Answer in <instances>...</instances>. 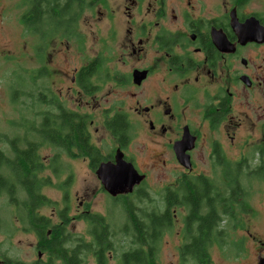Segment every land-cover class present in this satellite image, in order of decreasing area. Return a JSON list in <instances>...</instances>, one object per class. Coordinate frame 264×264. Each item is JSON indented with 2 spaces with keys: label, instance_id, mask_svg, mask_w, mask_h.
Listing matches in <instances>:
<instances>
[{
  "label": "flooded vegetation",
  "instance_id": "flooded-vegetation-1",
  "mask_svg": "<svg viewBox=\"0 0 264 264\" xmlns=\"http://www.w3.org/2000/svg\"><path fill=\"white\" fill-rule=\"evenodd\" d=\"M29 5V32L44 43L45 50L56 38L82 40L84 19L91 20L90 16H95L86 14L88 11L96 12L99 20L110 18L121 34L118 44L122 56L136 57L140 65L122 78L108 71L107 78L129 86L130 97H137L132 89H140L142 100H136L133 108L141 118L144 142L154 150L153 164L161 159L166 165V155L179 162L175 146L185 136L194 144L187 152L192 169L179 162L187 171L174 174V181L163 187L159 195L163 199L162 205L140 209L139 213L133 206H127L132 205L128 197L139 193L149 196L150 192L141 190L148 184L149 174L137 166L135 154L129 151L134 129L129 114L105 108L106 129L116 140V147L105 152L93 141L90 113L58 102L53 90L45 93L49 103H57L55 112H45L76 115L81 128L84 122L92 149L86 154L83 142L79 143V140H72L70 147H76V155L87 159L95 173L102 163H115L120 150L124 159L145 175L132 192L113 196L96 173L101 191L116 201H124L127 225L117 232L106 217L81 205L79 214L90 226L86 233L90 241L74 240L67 230L69 221L65 224L61 220L64 258L59 260L62 264H72L74 259L77 264H109L115 260L114 252H119L117 243L142 246L146 264H227L229 247H232L228 238L234 231L230 221L236 222V231L243 235L233 256L240 264H264V242L253 234L256 212L246 201L258 191L244 188L242 184L245 173L259 177L261 182L264 180V0H121L118 8L111 10L114 13L109 12L107 0H30ZM106 58V54L98 56L74 70L71 82L80 89L79 92L95 91L92 80L102 73ZM135 71H140L139 82L134 76ZM46 74L52 77L47 67ZM85 75L89 76L85 78ZM139 104L141 107H137ZM64 128L77 129L74 126ZM208 131L222 137L211 141L208 160L222 166L223 186L215 174L193 173L194 154L205 144ZM49 135L45 143L53 144L52 135ZM237 144L241 149L257 145L235 159L227 148L233 151ZM59 160L56 155L50 164ZM234 198L242 203V207L224 206L233 203ZM14 204L27 213L28 223L36 225L37 218L51 223V218L38 214L42 204L36 207L31 199L22 204L18 198ZM213 210L215 216H212ZM66 218L70 220L68 216ZM222 223L228 229L223 228ZM175 227L179 245L174 254L163 258L159 256L158 245L169 243ZM54 228L48 233L49 241L53 239ZM34 233L39 240L35 244L38 258L32 264H53L55 257L40 245L37 228ZM218 246L221 247L218 249ZM133 251L124 249L120 255L122 264H134L127 259ZM0 264L25 263L11 260L0 250Z\"/></svg>",
  "mask_w": 264,
  "mask_h": 264
},
{
  "label": "rangeland",
  "instance_id": "rangeland-1",
  "mask_svg": "<svg viewBox=\"0 0 264 264\" xmlns=\"http://www.w3.org/2000/svg\"><path fill=\"white\" fill-rule=\"evenodd\" d=\"M118 3H121V0H107L110 13H114L111 10L118 8ZM29 4L30 0H0V149L13 159L11 139L17 138L21 149H24L29 141L40 144L37 151L38 161L41 164L38 173L40 191L53 204L42 205L38 214L51 218L49 227H46L49 232L54 226L62 225L61 215L66 212L70 219L67 230L71 237L74 240L84 238L88 243L90 239L86 233L90 226L79 214L82 209L81 205L93 210L95 214L106 217L112 229L117 232L120 228L124 230L128 214L125 213L124 201H116L101 191L95 171L90 167L87 159L76 155L75 146L64 150L53 144L42 142V138L33 130V127H40L45 111L55 112L56 110L57 103L52 105L44 96L49 90L55 92L59 98L58 102H64L71 109L90 113L89 122L93 120V123L89 128L93 134V141L105 152H108L111 147H116V140L106 129L104 122L105 108L108 107L111 111H125L129 114L134 127L131 132L133 141L129 151L135 154L137 166L149 174L148 184L141 187V190L150 192L149 196L144 197L139 193L128 197L132 205L127 206H133L137 212L140 213V209L147 207L162 205L163 199L159 195L163 187L174 181V174L187 170L183 169L176 160H170L169 155L165 156L168 160L166 165L161 162V159L153 164L154 150L145 144L141 118L133 108L136 100L139 102L142 100L140 89H132L137 93V97H130L128 95L129 86L108 80V71L122 78L133 73V68L140 65L138 58L131 59L128 56L126 58L122 56L118 44V37L121 34L119 28L112 25L110 18L99 20L96 12L88 11L86 14L95 16L94 18L90 16L91 20L84 19L82 40L56 38L45 50L43 49L44 43L39 38H35L21 22L22 17L30 12ZM105 54L108 58L103 63L104 69L92 80L96 85L95 91L92 93L79 92L80 89L71 82L74 70ZM46 67L52 74L51 78L46 74ZM137 107H141V104ZM205 138V144L194 154L195 170L193 173L208 176L215 174V178L223 186L222 166L212 164L208 160L211 155V141L214 138L220 140L222 137L217 132L208 131ZM256 145L241 149V146L237 144L233 146V151L229 148L227 150L236 159L247 154L248 150L254 149ZM56 155L60 158L59 162L50 164ZM249 167L254 170L253 165ZM55 168H57V173ZM70 178L69 185L66 186L65 183ZM260 180L262 179L259 177L245 173L242 184L244 188L258 191L257 194L246 198V201L247 206L253 207L256 212L254 217L257 223L253 234L256 239L264 242V180L262 182ZM16 187L18 201L23 204V201L27 199L26 193L19 184ZM241 205L242 203L235 198L233 203L231 201L229 205L224 204V206L235 207H242ZM235 226L236 222L232 224L230 221V227L234 231L228 238V244L232 247H229L227 264H240L233 255L236 254V244L243 235L238 230L236 231ZM222 227L227 228L223 223ZM36 228V225L28 223L27 213L19 209L9 195L5 192L0 195L1 252L7 254L11 260L32 264L38 258V251L35 249V244L39 242L34 233ZM176 231L177 227H175L174 235L169 238V243L158 245L159 256L164 258L176 252V247L179 245ZM117 244L119 252H114L115 260L109 264H122L120 255L124 249L129 252L136 249L134 244L126 246ZM251 245L252 242L249 243V246ZM219 247L221 246L217 248ZM217 251L219 253V250ZM53 264H62V262L55 257Z\"/></svg>",
  "mask_w": 264,
  "mask_h": 264
},
{
  "label": "trees",
  "instance_id": "trees-1",
  "mask_svg": "<svg viewBox=\"0 0 264 264\" xmlns=\"http://www.w3.org/2000/svg\"><path fill=\"white\" fill-rule=\"evenodd\" d=\"M21 22L28 30L30 29V12L22 17ZM88 76L89 75H85L84 77L87 78ZM44 114L45 117L40 127H33V130H35V132L42 138V142H45L48 136H50L49 134H51L53 138V145L61 147L64 150H68L72 140H79V143L81 141L83 142L85 153H89V151L92 149V145L88 139V131L84 127V122L82 128L80 127L78 122L79 118H77L76 115L61 113L51 115L48 112H45ZM66 126H74L77 127V129H65L64 127ZM10 145L14 153L13 159L8 157L5 152L0 149V195L5 192L10 196V199L15 202L18 191L16 185L19 184L23 192L26 191L29 194L26 200L31 199V202H34L36 207H38L40 204H53L52 201L47 200L44 196H42L40 192L38 173L40 171L41 164L39 163L37 157V151L40 144L29 141L27 146L24 149H21L19 147L18 139L15 138L10 140ZM92 166L95 167L96 164H93ZM56 170L57 169L55 168V172ZM7 173H9V176H7ZM45 180L47 181L49 179ZM65 185L68 186L69 182L66 181ZM212 196L214 197L215 193H213ZM195 199L198 201V195L195 196ZM28 205L29 204H26V206ZM215 207V204H213V208ZM213 215L215 216V210L212 212V216ZM61 216L66 224V222L69 221L66 218V212L62 213ZM97 221H102V219ZM36 225L38 236L41 240L40 245L44 246V249H49L54 257L59 259L64 258L61 242V235L64 225L54 226L55 228L53 229L52 241H49V232L46 230L49 222L44 218H37ZM141 248L142 246L136 247V249L127 256V259L134 264H146L144 258L142 257L143 252ZM72 264H77L76 259L72 261Z\"/></svg>",
  "mask_w": 264,
  "mask_h": 264
},
{
  "label": "water",
  "instance_id": "water-1",
  "mask_svg": "<svg viewBox=\"0 0 264 264\" xmlns=\"http://www.w3.org/2000/svg\"><path fill=\"white\" fill-rule=\"evenodd\" d=\"M140 75V71L134 72V76L138 82L141 79ZM193 146L194 144L192 145V141L187 136L175 146L180 164L189 170L192 169V162L187 152ZM96 173L104 188L113 196L132 192L134 187L145 179V175L140 174L133 163L124 159V155L120 150L116 154L115 163H102Z\"/></svg>",
  "mask_w": 264,
  "mask_h": 264
}]
</instances>
